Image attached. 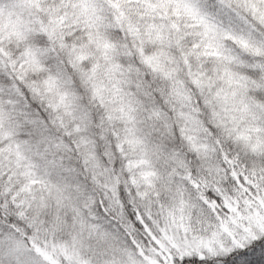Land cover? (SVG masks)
Listing matches in <instances>:
<instances>
[{
    "label": "snow or ice",
    "instance_id": "snow-or-ice-1",
    "mask_svg": "<svg viewBox=\"0 0 264 264\" xmlns=\"http://www.w3.org/2000/svg\"><path fill=\"white\" fill-rule=\"evenodd\" d=\"M0 264H264V0H0Z\"/></svg>",
    "mask_w": 264,
    "mask_h": 264
}]
</instances>
